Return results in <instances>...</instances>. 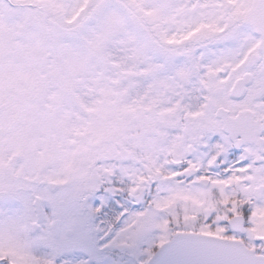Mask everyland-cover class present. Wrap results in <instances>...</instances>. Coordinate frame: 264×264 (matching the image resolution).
Returning a JSON list of instances; mask_svg holds the SVG:
<instances>
[{"label": "snow or ice", "instance_id": "obj_1", "mask_svg": "<svg viewBox=\"0 0 264 264\" xmlns=\"http://www.w3.org/2000/svg\"><path fill=\"white\" fill-rule=\"evenodd\" d=\"M0 264H264V0H0Z\"/></svg>", "mask_w": 264, "mask_h": 264}]
</instances>
